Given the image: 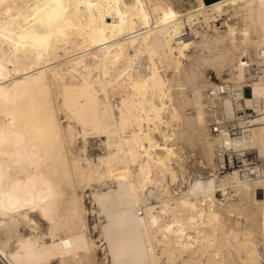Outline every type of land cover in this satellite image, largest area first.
Returning a JSON list of instances; mask_svg holds the SVG:
<instances>
[{
    "label": "snow or ice",
    "instance_id": "snow-or-ice-1",
    "mask_svg": "<svg viewBox=\"0 0 264 264\" xmlns=\"http://www.w3.org/2000/svg\"><path fill=\"white\" fill-rule=\"evenodd\" d=\"M0 264H264V0H0Z\"/></svg>",
    "mask_w": 264,
    "mask_h": 264
},
{
    "label": "bare ground",
    "instance_id": "bare-ground-1",
    "mask_svg": "<svg viewBox=\"0 0 264 264\" xmlns=\"http://www.w3.org/2000/svg\"><path fill=\"white\" fill-rule=\"evenodd\" d=\"M16 2L17 0H10V3L12 4H15ZM257 73H258V65L254 66L253 69L251 70V76L255 77ZM252 86H253L252 84L245 85V87H249V88H251ZM56 99L58 100L59 105L64 104V99L62 97H56ZM57 113L58 115L60 114L59 107L57 108ZM101 154L102 152H101L99 144L96 143L95 141L91 142L88 146V160H92L93 157H95L98 160ZM192 164H195L197 167H200L199 161H197L195 157H193L190 161V165ZM85 166H87V161L85 162ZM201 171H203V169H201ZM89 178L92 180L93 184L96 183L94 177H89ZM74 179H75V174H74ZM76 188L79 189V194L81 196L89 200L88 203L90 204V206L88 207L91 209V201H92L93 196L96 195V193L92 189H85L81 187V182L78 180L76 181ZM100 189L101 190L99 194L103 195L104 194L103 186H100ZM91 218L92 217H89V219ZM92 219L94 220V223H99V220H100L99 214H97ZM47 229H48L47 221L38 219L35 225V231L33 230L32 227H24L21 229V232L22 234L26 233V235L24 236L25 239L32 237L34 240L39 241L41 244H44V243L50 244L52 242V236L49 234ZM92 233L95 234V228H93ZM58 242L59 241L57 240V243Z\"/></svg>",
    "mask_w": 264,
    "mask_h": 264
},
{
    "label": "built area",
    "instance_id": "built-area-1",
    "mask_svg": "<svg viewBox=\"0 0 264 264\" xmlns=\"http://www.w3.org/2000/svg\"><path fill=\"white\" fill-rule=\"evenodd\" d=\"M247 88H249V87H247ZM234 131H235V129H234ZM226 166L229 167V168H231L232 167L231 161H229Z\"/></svg>",
    "mask_w": 264,
    "mask_h": 264
},
{
    "label": "rangeland",
    "instance_id": "rangeland-1",
    "mask_svg": "<svg viewBox=\"0 0 264 264\" xmlns=\"http://www.w3.org/2000/svg\"><path fill=\"white\" fill-rule=\"evenodd\" d=\"M87 200H88V199H87ZM88 202H89V200H88ZM88 206H90V204H89V203H88ZM91 219H92V218H91ZM93 235L95 236V235H96V233H95V234L93 233Z\"/></svg>",
    "mask_w": 264,
    "mask_h": 264
}]
</instances>
